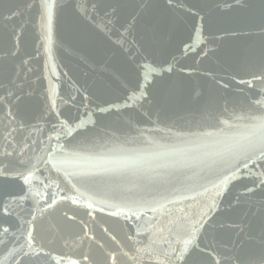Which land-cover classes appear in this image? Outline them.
<instances>
[{
  "label": "snow or ice",
  "instance_id": "obj_1",
  "mask_svg": "<svg viewBox=\"0 0 264 264\" xmlns=\"http://www.w3.org/2000/svg\"><path fill=\"white\" fill-rule=\"evenodd\" d=\"M33 7L40 12L46 39H50L53 18L57 16L69 39L82 47L96 44L97 34L103 32L105 36L118 35L116 43L121 48L127 45L125 51H135L136 59L128 61L129 65L136 64L135 69L122 70L107 61L97 63L101 79L94 85V91L85 89L86 109L95 96V112L115 113L130 128L139 121L134 122L125 115L129 108L142 110L147 105L148 110L142 115L154 124L161 115L179 110L187 113L185 123L190 128H211L212 131H178L174 134L177 138L205 140L224 133L225 129L229 134L215 142L217 150L206 163L209 173L215 177L211 189L199 185L202 192L191 197L193 204L175 207V200L162 196L148 201L140 193L130 191L127 195L114 194L111 200L100 201L97 208V202L81 191L83 173L76 169L119 172L133 158L108 159L69 150L72 145L82 150L93 147L97 121L91 110L75 120L60 118L57 112V122L48 129L39 120L33 123L25 118L31 93L26 91L30 85L25 84L21 73L29 61L24 60L19 66L13 63L20 52L23 26L6 30L0 36V92L3 93L0 95V124L3 125L0 213L4 217L16 214L13 205L18 207L19 201L28 199L33 181L38 179L37 173L43 167L45 172L62 174L65 184L61 187L49 175L44 177L48 181L44 187L54 184L60 192L74 193L60 196V200L84 206L92 218L91 224L83 219L79 221L82 235L77 243V258H73L71 254L56 255L36 242V216L30 213V220H21L24 243H19L20 237L15 234L9 238L15 243V247L8 249L13 264L26 261L40 264L42 257L48 258V264H264V0H112L103 7L97 0H27L24 4L25 10ZM4 12L9 15H3ZM23 15L15 0H0V23L11 24ZM182 25H190L197 38L206 34L205 46H215L207 51L201 49L205 58L223 48L225 61L234 62L249 77L238 79L239 73H236L228 82L212 77L216 89H228L232 82L242 86L241 93L245 88L255 89L245 103L230 106L225 100L217 111V98L212 91L186 79L165 75L176 71L175 64L164 68L170 64L167 59L151 60L152 64H160L159 69H152L160 73L159 78L149 80L144 75L141 79V69L151 64H141L139 60H148L162 52ZM241 39L245 43L225 47L226 41ZM125 70L135 72L134 82L124 75ZM178 71L184 73L186 69L180 67ZM115 92L124 93L122 104L102 99ZM52 108L54 104L48 109L49 114ZM153 115L156 120H152ZM39 119L43 120L44 116ZM167 132L172 134V128ZM45 135L46 140L40 139ZM20 182L21 194H17L14 189ZM236 185L242 192L237 189L238 194L229 199ZM161 189L167 191L163 185L153 190ZM56 195L50 197L52 205L57 203ZM177 199L189 197L179 195ZM106 209L107 215L114 218L111 229L95 216L96 212L105 213ZM40 211L43 213L44 209ZM65 217L68 218L67 214ZM68 219L75 221L76 217ZM9 232V227L0 228V235L4 237ZM7 243L0 239L6 248ZM0 264L4 261L0 260Z\"/></svg>",
  "mask_w": 264,
  "mask_h": 264
},
{
  "label": "water",
  "instance_id": "obj_2",
  "mask_svg": "<svg viewBox=\"0 0 264 264\" xmlns=\"http://www.w3.org/2000/svg\"><path fill=\"white\" fill-rule=\"evenodd\" d=\"M26 2L27 0H15L16 5L24 12L23 17H18L11 24L0 23V36L6 30L11 31L13 26H23L20 52L13 63L19 66L22 61H29L21 73L25 84L30 85V87H26V91L31 93L30 106L25 118L33 123L39 120L41 126L48 129L51 124L57 122V112L61 114L60 118L75 120L91 110L93 119L97 121L94 129L96 135L92 138L93 147L90 150H82L78 146L72 145L69 146V150L92 157L117 160L133 158L132 162L119 172L100 173L88 168H77L76 171L83 173L80 187L85 196L93 198L97 202V208L100 206V201L111 200L114 194L127 195L130 191L140 193L148 201L153 198L159 200L163 196L175 200V207H184L193 204L191 197L197 192H202L199 185L203 184L211 189V181H214L215 177L209 173L206 163L209 161L211 153L217 150L215 142L228 135L229 130L225 129L224 133H217L210 139L194 141L188 137L177 138L174 134L178 131L186 133L202 130L212 131V129L190 128L185 123V119H188L186 112L179 110L168 112L161 115L159 122L154 124L142 115L143 111L148 110L147 105L142 110L129 108L125 115L130 116L134 122L139 121L130 128L126 120L118 117L115 113L100 114L95 112V96H93V103L89 104L86 109L84 107L86 102L83 101L85 89L94 91V85L101 79L97 63L107 61L122 70L135 69V63L128 64V61L136 59L135 51H125L127 45L121 48L116 43L119 39L118 35L109 34V38L103 32L97 34L96 44L82 47L69 39L57 16L53 18L50 39H46L44 29L41 27L39 10L36 7L25 10ZM59 2H66V0H59ZM97 2L103 7L104 4L110 3L112 0H97ZM3 15L7 16L9 13L4 12ZM205 36L197 38L190 25L178 26L171 39L164 45L162 52H157L148 60H139L141 64H151V67L141 69V79L144 75H148L149 80L159 78L160 73L153 72L152 69H159L160 64H152L151 60L155 59L159 62L167 59L170 64L164 65V68L175 64L176 71L165 73V75H171L175 79H186L188 82L199 84L206 90L212 91L217 98V111L225 100L229 101L230 106L233 103H245L246 97H251L255 89L245 88L241 93L242 86H238L235 82H232L228 89L215 88L213 76L222 78L225 82H228L231 75L236 73H239L238 79L249 77L240 72L234 62L225 61L223 48L217 51L216 55H209L205 58L201 49L207 51L209 48L215 47L214 45L205 46ZM243 43H245L243 39L226 41L225 47ZM84 57H87L86 62ZM173 57L175 61H173ZM180 67H185L186 71L180 73L178 71ZM13 70L18 69L14 68ZM124 75L129 76L133 82L135 81V72L125 70ZM259 87V85L256 86L257 89ZM2 94L0 92V95ZM123 95V92H115L102 99L122 104ZM72 97L75 99H71ZM118 97L121 99L118 100ZM53 104L55 108H52L49 114L48 109ZM41 116H44L43 120L39 119ZM156 119L157 117L153 115L152 120ZM212 123L214 124L215 121ZM169 127L172 128V134L167 132ZM158 129H164V131ZM2 131L3 125L0 124V134ZM52 135L53 144H55V134ZM40 139L46 140V135ZM64 142L62 139L61 143ZM33 148L38 155H42L36 146ZM49 175L53 180H58L61 187H65L62 174H57L55 171L48 173L41 167L40 172L37 173L38 179L33 181L28 199L19 201L18 207L13 205L16 208V214L4 217L0 213V228H10L8 237L0 235V239L8 241L7 248L0 244V260H3L4 264H13L8 249L15 247V243L9 238L15 234L16 237H20L19 243H24V239L21 237V233L24 231V228L21 227V220H30V213L36 216L34 235L38 244H44L46 250L51 249L56 255L71 254L73 258H77V243L79 236L82 235L79 221L83 219L91 224L92 218L87 215L89 210L84 206L60 200V196L74 193L67 190L60 192L54 184L45 188L44 183H48V181L44 177ZM21 185L22 182L14 189L17 194H21ZM159 185H163L167 191L163 189L158 192L154 191L153 189ZM24 188L27 191V186ZM174 188L180 191L174 192ZM193 188L194 191L187 190ZM237 189H239V185L233 188L229 199L238 194ZM239 191L242 192V189ZM57 193L58 195L55 196L57 203L52 205L50 197ZM179 195L187 196L189 199L179 200L177 199ZM40 209H44L43 213ZM107 211L106 209L105 213L96 212L95 216L111 229L114 218L109 217ZM65 214L68 218L75 216V221L66 218ZM151 215L152 213H149V217ZM25 264H30V262L26 261ZM40 264H48V258L42 257Z\"/></svg>",
  "mask_w": 264,
  "mask_h": 264
}]
</instances>
